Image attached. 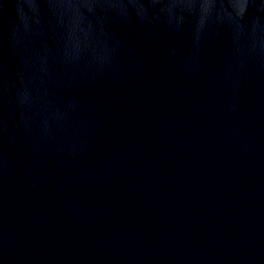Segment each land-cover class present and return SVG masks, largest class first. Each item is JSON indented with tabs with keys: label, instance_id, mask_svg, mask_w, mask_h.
I'll return each mask as SVG.
<instances>
[{
	"label": "water",
	"instance_id": "obj_1",
	"mask_svg": "<svg viewBox=\"0 0 264 264\" xmlns=\"http://www.w3.org/2000/svg\"><path fill=\"white\" fill-rule=\"evenodd\" d=\"M0 264H264V0H0Z\"/></svg>",
	"mask_w": 264,
	"mask_h": 264
}]
</instances>
